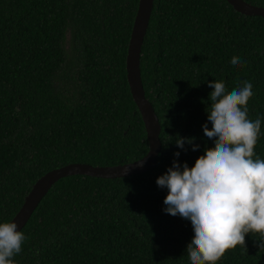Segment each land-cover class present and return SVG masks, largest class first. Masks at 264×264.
<instances>
[{
    "label": "trees",
    "instance_id": "trees-1",
    "mask_svg": "<svg viewBox=\"0 0 264 264\" xmlns=\"http://www.w3.org/2000/svg\"><path fill=\"white\" fill-rule=\"evenodd\" d=\"M137 1L0 0V223L48 170L120 165L148 150L125 77ZM233 56L244 63L233 66ZM139 70L160 125L154 165L127 177L59 178L19 230L15 264H190L191 222L165 213L168 190L156 180L174 153L191 168L214 147L202 125L212 127L215 80L227 91L252 83L248 116L261 119L254 151L264 159V18L225 0H153ZM177 137H195L199 149L178 148ZM259 239L249 234L217 264H264Z\"/></svg>",
    "mask_w": 264,
    "mask_h": 264
},
{
    "label": "clouds",
    "instance_id": "clouds-1",
    "mask_svg": "<svg viewBox=\"0 0 264 264\" xmlns=\"http://www.w3.org/2000/svg\"><path fill=\"white\" fill-rule=\"evenodd\" d=\"M233 66L244 63L233 56ZM210 104L206 107L211 123L202 125L204 136L214 141L191 168L178 162L180 152L165 174L157 178L167 188L164 211L191 222L194 236L186 252L190 264H217L224 254L245 237L258 234V247L264 248V159L256 157L255 146L261 133V119L248 116L253 93L250 81L227 91L223 81L208 84ZM195 137H177L197 151ZM26 237L15 222L0 223V264H15ZM257 241V240H256Z\"/></svg>",
    "mask_w": 264,
    "mask_h": 264
},
{
    "label": "water",
    "instance_id": "water-1",
    "mask_svg": "<svg viewBox=\"0 0 264 264\" xmlns=\"http://www.w3.org/2000/svg\"><path fill=\"white\" fill-rule=\"evenodd\" d=\"M236 12L246 16L264 18V7L249 4L243 0H225ZM153 0H138L133 17L125 54V77L130 96L140 115L148 150L131 162L113 166H91L85 163H69L48 170L37 178L23 197L18 210L8 222H15L20 230L33 209L51 185L59 178L68 175H87L100 178H119L149 170L155 163L160 149L158 134L160 125L150 102L144 97L139 70V53L149 20Z\"/></svg>",
    "mask_w": 264,
    "mask_h": 264
}]
</instances>
